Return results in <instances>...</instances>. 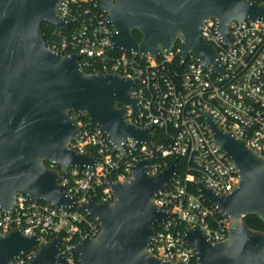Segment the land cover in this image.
Returning a JSON list of instances; mask_svg holds the SVG:
<instances>
[{
	"label": "water",
	"instance_id": "1",
	"mask_svg": "<svg viewBox=\"0 0 264 264\" xmlns=\"http://www.w3.org/2000/svg\"><path fill=\"white\" fill-rule=\"evenodd\" d=\"M58 0H0V207L8 209L14 193L30 200L70 206L73 199L58 184V173L46 167L92 166L88 154L67 148L76 133L71 112H84L91 126H98L114 149L130 137L151 142L149 129L125 121V106H135L129 89L134 80L111 73H84L76 54L48 48L40 33L47 23L65 30L55 13ZM100 10L115 32L112 49L155 57L168 51L182 37L181 60L190 52L199 63L220 68L214 48L199 36L207 18L215 19L217 32L230 43L226 25L231 20L264 18V7L248 0H98ZM140 34L136 41L132 32ZM264 86V77L260 78ZM215 143L233 161L237 185L214 193L196 183L200 196L229 219L227 236L208 241L191 228L183 235L197 257V264H264V156H258L220 128L202 112ZM148 160L137 161L127 181H108L112 202L89 201L83 210L96 220L99 232L74 244L78 264H169L150 255L153 226L168 214L152 204L155 194L175 174L176 159L155 175L146 173ZM255 215L263 230L246 226L242 218ZM58 238L40 245L29 264H62ZM36 236L19 229L0 234V264H10L20 254L33 251Z\"/></svg>",
	"mask_w": 264,
	"mask_h": 264
},
{
	"label": "built area",
	"instance_id": "2",
	"mask_svg": "<svg viewBox=\"0 0 264 264\" xmlns=\"http://www.w3.org/2000/svg\"><path fill=\"white\" fill-rule=\"evenodd\" d=\"M248 1L264 7V0ZM55 13L67 28L48 24L55 39L45 45L63 55H78L84 73L133 79L129 95L137 103L125 106V121L149 129L151 142L138 143L128 137L121 150L114 149L102 129L88 123L84 112H71L76 133L67 148L88 154L93 165L58 167L45 162L57 171L64 194L73 199L70 206L30 200L15 192L10 207H0V234L19 229L22 235L36 236L35 249L10 264H29L37 247L53 238H58L62 264H78L74 244L99 232L98 223L83 205L112 202L107 182L127 181L137 161L148 160L146 173L155 175L174 158V176L152 199L154 207L168 216L154 224L146 251L169 264H197L194 250L183 240L184 233L196 228L208 241H222L229 219L200 196L195 185L200 182L214 193H226L239 180L233 161L215 143L202 112L243 140L253 153L264 156V86L260 82L264 77V18L229 21V44L218 34L215 19L203 21L199 36L214 48L220 68L216 70L199 63L190 52L181 60V35L168 51L160 50L155 57L112 49L115 29L106 21L98 0H58Z\"/></svg>",
	"mask_w": 264,
	"mask_h": 264
},
{
	"label": "trees",
	"instance_id": "3",
	"mask_svg": "<svg viewBox=\"0 0 264 264\" xmlns=\"http://www.w3.org/2000/svg\"><path fill=\"white\" fill-rule=\"evenodd\" d=\"M52 27L46 23L40 24V33L42 35V39L44 43L49 46V43L52 39H55L54 35H52ZM132 36L136 41L140 40V34L137 31L132 32ZM167 160H170L168 158ZM180 164V159H178V165ZM243 222L246 226L253 230H263L262 222L255 215H247L242 218Z\"/></svg>",
	"mask_w": 264,
	"mask_h": 264
}]
</instances>
